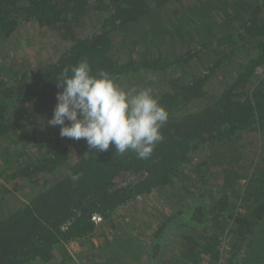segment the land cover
<instances>
[{
  "label": "trees",
  "instance_id": "trees-1",
  "mask_svg": "<svg viewBox=\"0 0 264 264\" xmlns=\"http://www.w3.org/2000/svg\"><path fill=\"white\" fill-rule=\"evenodd\" d=\"M30 23L55 51L0 71V178L17 191L45 180L0 207V264H74L68 245L155 193L170 207L149 241L155 264H264V0H0L1 42ZM82 59L124 90L152 89L168 120L150 157L48 124L30 136L28 118H51L60 72Z\"/></svg>",
  "mask_w": 264,
  "mask_h": 264
},
{
  "label": "clouds",
  "instance_id": "clouds-1",
  "mask_svg": "<svg viewBox=\"0 0 264 264\" xmlns=\"http://www.w3.org/2000/svg\"><path fill=\"white\" fill-rule=\"evenodd\" d=\"M49 126H59V136L84 139L90 149L105 152H135L138 158L151 156L163 140L161 128L168 113L150 87L122 89L106 72L91 74L87 60L60 72ZM77 179V177H72Z\"/></svg>",
  "mask_w": 264,
  "mask_h": 264
},
{
  "label": "rangeland",
  "instance_id": "rangeland-1",
  "mask_svg": "<svg viewBox=\"0 0 264 264\" xmlns=\"http://www.w3.org/2000/svg\"><path fill=\"white\" fill-rule=\"evenodd\" d=\"M55 44L56 40L45 29L32 23L23 25L15 32L10 42L0 41V71L10 69L9 64L12 62H17L19 67L24 68L37 65L54 54ZM28 111L29 107L26 108V113ZM49 119L50 116L28 118L33 127L30 136L34 133L37 136L44 135L47 129L43 126L47 125ZM28 147L33 155L32 151H36L38 145L31 141ZM44 180L43 177L26 182L21 191H17L15 185L10 186L0 178L1 209L6 211L9 206L27 202L42 188ZM165 199L155 193L135 202L122 209V215L117 216L114 231L104 227L81 245H68L67 250L73 255L74 264H155L153 259L149 258V241H152L151 234L157 221L163 220V217L170 213ZM122 216L126 217L125 221L121 220ZM176 241L177 237L172 236L165 245L172 251L176 247Z\"/></svg>",
  "mask_w": 264,
  "mask_h": 264
}]
</instances>
